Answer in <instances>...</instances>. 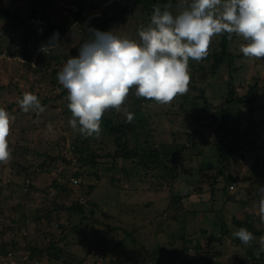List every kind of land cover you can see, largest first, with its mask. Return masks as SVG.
<instances>
[{"label":"rangeland","instance_id":"374dc122","mask_svg":"<svg viewBox=\"0 0 264 264\" xmlns=\"http://www.w3.org/2000/svg\"><path fill=\"white\" fill-rule=\"evenodd\" d=\"M119 1L108 0L96 12L83 14L84 21L56 32L63 55L78 56L79 51L74 54L71 50L82 35L89 34L88 19L92 17L94 29L99 31L100 22L125 9ZM122 1L132 4L134 0ZM181 2L173 0L170 10L174 15ZM70 7L72 0H0V108L11 119L7 137L11 159L0 163V247L5 252H0V264H263L261 236H254L248 246L240 240L237 244L233 233L239 229L235 220L251 222L254 229L264 231L258 210V189L264 186V58H245L240 46L246 41L225 33L232 71L225 64L215 76L210 75L223 34L212 38L203 60L189 62L194 70L204 68L195 73L207 78L195 77L193 82L203 89V98L210 104L206 105L199 94L187 92L168 105L150 101L143 106L135 88L131 89L121 111L108 110L104 116H119L127 128L129 147H151L159 153L162 165L141 164L139 159L122 161L104 130L98 138H87L85 144L79 129L68 125L63 97L67 90L57 76L55 81L50 72H44L45 67L32 69L18 59L24 61L27 50L34 47L35 53L44 44L37 18L44 27L59 25ZM148 25L146 11L138 7L105 33L139 42L138 31ZM92 38L88 35L86 43ZM54 55L38 54L42 58ZM36 62L43 65L38 59ZM65 63L63 59L48 62L56 69L58 65L59 72ZM230 76L235 85L242 84L241 95L252 97L250 90L254 88L257 101L232 110L236 122L229 125L224 146L221 143L219 147L222 137L213 129L222 108L218 105L228 98ZM26 92L45 103L42 113L32 110L26 115L19 107L18 101ZM251 107H255L253 115L248 113ZM35 113H41L39 120L31 118ZM128 113L134 116L131 123L127 122ZM232 140L235 145L229 149ZM75 141L92 150L109 141L104 152H96V174L83 170L69 154ZM21 146L23 150L18 149ZM224 150L230 153L227 163L220 166L218 154ZM174 167L178 181L170 184L168 172ZM80 170L81 175H73ZM225 178L238 180L234 191L229 187L235 181L224 190ZM179 195H184L182 203L176 200ZM78 206L85 212H75ZM50 243L56 246L46 251ZM35 248L44 251L41 259L36 253L30 257ZM55 250L61 251L58 261L53 256Z\"/></svg>","mask_w":264,"mask_h":264},{"label":"clouds","instance_id":"9594fccd","mask_svg":"<svg viewBox=\"0 0 264 264\" xmlns=\"http://www.w3.org/2000/svg\"><path fill=\"white\" fill-rule=\"evenodd\" d=\"M170 9V4L154 8L149 25L138 31L139 42L90 28L93 38L80 46L78 56H68L57 79L67 90V108L72 114L69 124L82 136L98 138L105 112H120L133 88L137 98L161 105L186 94L189 60H203L214 36L227 33L242 37L246 43L240 52L245 58H264V0H182L177 14ZM58 41L59 33H54L39 51L62 54ZM18 59L31 67L26 59ZM18 103L24 112L44 111L38 97L30 92ZM133 119L128 113L127 122ZM10 123L9 113L0 108V163L11 159L7 142ZM47 130L52 131L51 124ZM233 184L235 190L238 184ZM258 195L260 221L264 223V186ZM233 236L248 246L254 239L243 227ZM259 241L264 251V236Z\"/></svg>","mask_w":264,"mask_h":264},{"label":"trees","instance_id":"16d2710c","mask_svg":"<svg viewBox=\"0 0 264 264\" xmlns=\"http://www.w3.org/2000/svg\"><path fill=\"white\" fill-rule=\"evenodd\" d=\"M107 1L108 0H85V1L84 0L83 1L72 0L73 7H70L67 10L65 9L67 12L66 17H64L63 21L59 25H57L55 23H50L44 27L43 21L41 20L40 17H38L35 21L38 23V26L43 30L42 36H43L44 44H46L49 41V39L52 37L53 33L62 32L63 30L69 29L72 25L84 21L85 19L81 18V16L83 14H90V13L96 12L97 10L101 9L103 7V5L106 4ZM119 3L121 5L125 4V9L124 10L122 9L115 17H113V16L108 17L107 20L100 22L99 23V32L105 33L118 20L125 19L127 17V15L129 14V12H132L133 10H135L138 7H141L143 10L146 11V14L148 16V22L150 23L151 15L153 13L154 8L156 6H160L163 9V6L165 4H170V5L173 4V0H134L132 4H127L124 1L120 0ZM88 20L91 22V24L86 25V28L87 29H90V28L94 29L95 25L93 23L92 17H90ZM91 34L92 33L89 32L88 35H91ZM88 35H86V33H85L84 35H82L80 37V39H79L80 41H79L78 45L71 50L72 53L75 54L79 51L80 46L82 44L86 43V39L88 38ZM224 36H225V33L223 34V39L221 38L222 40L219 43L218 49H217V50H220L219 51L220 53H218L215 57H213V59H215V61H214L213 66L210 68V70L212 69L211 73H210V75H212V76H215L218 73L217 71L220 68H222L223 65H225V64L227 65L228 68L231 69V71L233 70V60L229 58V54L226 52V49H228V45H229L228 39H227V36H225V37ZM69 42L70 41H68L67 43L69 44ZM33 48L34 47H32L30 51L27 50V55H25V56L23 55V57L27 61H31V59H32V55H33L34 50H35ZM1 54H2V51L0 50V55ZM12 56L16 57L17 55L13 53ZM38 57H39L38 61L43 63V65L39 66L40 68H38V69L42 70V68L45 67L44 72L45 71L50 72L49 74H52V77L55 79V81H56V76L59 72L58 65H57V69H56V68L52 67L50 64H48V62L56 61L59 59H63L66 61L68 58V57H65V54L63 55V53L62 54H55L51 58H47V57L42 58L41 56H38ZM191 61L192 60L190 59L189 62H191ZM56 64H57V62H56ZM194 68L195 67L193 65H190V63H189L190 82L188 85V89H189L188 92L199 94L201 96V99L203 100V102L206 105H208L210 103H207L205 98H203V95H202L203 89H200L198 87L197 83L193 82L195 77L197 78L196 80H198V79L205 80L207 78V76H205V77L203 76L204 74H202V77H198L195 73V70H197V69H199L197 73L203 72L204 68L197 67L195 70H194ZM52 83H53V81H52ZM241 87H242V84L235 85L233 78L231 76L229 77V81L226 84V90H227L226 93H227L228 98H227V100L224 101V104L218 105L222 108L219 109L220 116L216 118L217 127L215 125V127L213 129L214 134L221 135V137H222L220 139V141L218 142L219 147H220L221 143H222V146H224L223 137H225L227 134H229V131H228V130H230L229 125L233 122H236V121H234L235 114L234 113L232 114V110H234L237 105H240V106L241 105H247L248 106L251 104V106H252L257 101V91L253 90L254 88H252L250 90V93H252L253 96L249 97L248 95L244 96V95L240 94L241 93L240 92ZM66 96H67V94L64 93V95H63V97L65 99L64 118L68 120V125H70L69 120L71 119L72 114L67 108L68 101L66 100ZM178 96H180V95H178ZM139 101L141 102L140 104H142L144 106L147 102H150L151 100L141 98V100H139ZM44 104L45 103H41V106L43 108H44V106H46ZM209 106H212V105H209ZM232 106H235V107H232ZM212 108H217V107L212 106ZM164 110H166V108H164ZM164 112H166V111H164ZM206 113L198 116L197 118H203L206 115ZM248 113L250 115H253V113H255V107H253V108L251 107V109L248 110ZM25 114L29 115V112H25ZM40 115H41V113H39V114L35 113L31 118L34 121H36V120L40 119V117H39ZM214 117H213V120H215ZM246 121L247 120L245 119V122ZM101 127L104 130L103 133L105 134L107 139L110 141V144L114 145L115 148L117 149L115 153H116V157L119 160L127 161V160H131V159H139L141 164H143V162H144L146 165H150V164H154L155 166L162 165V164L158 163V161L160 160L159 153H157V151L153 150L151 147H146V148L143 147L142 149H137V148L131 149L129 147L128 139H127V128H126L125 124L121 121V119H119V116L107 118L103 115V117L101 118ZM253 130L255 132V129H252V131ZM22 131H24V130L22 129ZM187 135L189 138L190 135L189 134H187ZM234 136H235V134H234ZM83 138L84 139H82L83 140L82 143L87 144V141H88L87 138H85V137H83ZM235 139L236 138H234V140ZM234 140H232V142L229 143V145H228L229 149L234 148V145H235ZM109 141H108L107 145L101 146L100 149H97V150H92L87 145L84 147H80V146H78L79 143L77 144L75 141L73 143L74 145L69 149V154L72 157L76 158V161L80 164V166L82 167L83 170L88 168L89 170H92L94 174H96V170L98 169V166H99V163H98L99 156L96 155V152L99 150H103L102 152H104L109 146ZM18 149L23 150L24 148L21 146ZM229 153H230V150L229 151L224 150L223 153H221V151H219L218 161H219L220 166H223L224 164L227 163ZM163 155L166 156L164 153H162L161 156H163ZM104 157L108 158V154H106ZM163 158L165 161H167V158H165V157H163ZM41 167H42V165H40L38 168H34L33 170L36 172L37 169L40 170ZM177 170L178 169L174 167V168H171V170L168 172V175L171 178L170 184L178 181V180H175V177H174ZM222 170L223 169L219 168V171H222ZM80 172H81V170L73 173V175L79 176L82 174V172L81 173ZM221 175H220V177H221ZM30 178L32 181L31 176H30ZM232 181L236 182L238 180L233 179V178H225V182H226V186L224 189L225 191L227 190V186H229V184H231ZM89 189L91 190L92 186H90ZM58 190H59V188H58ZM183 198H184V195H179V197L176 200H178V202L182 203ZM230 198L231 197L229 196L228 199H230ZM74 211L79 213V214H82L83 212H85V208L83 206H78L77 209H74ZM90 211L91 210H88L86 213H89V215H90L91 214ZM47 217H48V215H47ZM234 225L239 229L241 227L246 228L249 232H251L253 234V236H256V237L264 236V231L254 229L253 226L251 225V222L245 223V222L235 220ZM239 242L240 241L238 239L237 244H240ZM55 246L56 245L50 243L48 246L49 249H46V251H50V249H52ZM252 247H254V246H252ZM0 248H2V247H0ZM195 249L198 251V249H200V248L196 247ZM251 249H253V248H251ZM255 249H256V251L260 252V249H258V250H257V248H255ZM0 252L5 253L3 248L0 249ZM35 253L39 259H41L44 255L43 250L42 251L36 250V248H35V251L32 252L30 257L33 258ZM60 253H61L60 250H55V252L53 254V256H55L57 258V259L55 258L57 261L59 260V254ZM248 255H249V253H248ZM260 255L262 256V254H260ZM249 257L254 258L251 255H249ZM263 257H264V254H263ZM255 261H257V260L255 259Z\"/></svg>","mask_w":264,"mask_h":264},{"label":"built area","instance_id":"2783aa9c","mask_svg":"<svg viewBox=\"0 0 264 264\" xmlns=\"http://www.w3.org/2000/svg\"><path fill=\"white\" fill-rule=\"evenodd\" d=\"M39 49H40V48H38V50H37L35 53H33V56H32L31 61L28 62V63L31 65V67H33V65H34L33 68H35L36 66H38V67L41 66L40 63H37V62H36L37 59L39 58V57H38V54L41 53V52L39 51ZM24 62H25V61H24ZM25 63H26V62H25ZM235 186H236V184H232V185L229 187V190H230V191H233L234 188H235Z\"/></svg>","mask_w":264,"mask_h":264}]
</instances>
